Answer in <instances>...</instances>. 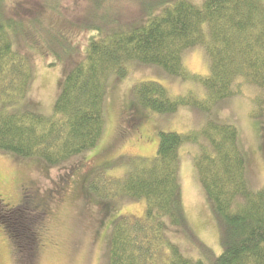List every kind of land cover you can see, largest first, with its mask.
Segmentation results:
<instances>
[{
	"label": "trees",
	"instance_id": "16d2710c",
	"mask_svg": "<svg viewBox=\"0 0 264 264\" xmlns=\"http://www.w3.org/2000/svg\"><path fill=\"white\" fill-rule=\"evenodd\" d=\"M6 1L0 0V151L55 166L93 148L105 126L107 79L127 75L130 61L157 65L205 90L203 98L192 92L173 96L158 82L135 83L134 102L153 113L170 114L186 106L209 113L239 94L243 83L264 89V0H203L200 5L157 0L148 2L158 8H150L141 23L98 29L87 38L82 58L62 77L51 114L21 108L16 103L26 96L31 71L28 58L13 48L10 32L28 33L8 15ZM195 46L204 49L209 61L205 76L183 65L184 50ZM185 144L197 147L193 167L219 224L222 251L208 260L183 255L167 232L187 226L179 177ZM246 169L239 133L231 123L208 118L199 129L160 131L154 156L137 157L122 178L102 172L89 183L98 197L145 202L143 216L121 215L112 223L109 264H264V185L250 188Z\"/></svg>",
	"mask_w": 264,
	"mask_h": 264
},
{
	"label": "rangeland",
	"instance_id": "374dc122",
	"mask_svg": "<svg viewBox=\"0 0 264 264\" xmlns=\"http://www.w3.org/2000/svg\"><path fill=\"white\" fill-rule=\"evenodd\" d=\"M155 1L7 0L8 15L19 19L28 33L9 31L13 48L28 58L31 71L26 96L16 106L51 114L62 77L82 58L87 38L98 29L106 31L141 23L154 6L148 2ZM190 1L197 5L203 2ZM55 37L63 50L57 47ZM46 44L48 48L44 47ZM182 62L192 73L203 76L209 73V61L201 46L184 50ZM125 67L127 75L120 78L110 75L107 79L105 126L93 148L55 166L39 158L0 151V204L6 206H0V220L4 219L0 221V264H21L18 256L22 255V247L25 243L32 244L33 232L38 227L45 245L37 253L34 264H109L112 223L121 215L143 216L145 202L126 196L98 197L89 183L102 172L104 177L122 178L135 165L137 157L154 156L160 131L199 129L208 118L233 124L246 156L249 187L258 189L264 185V89L243 83L239 94L220 101L209 113L186 106L170 114H158L134 102L135 83L155 81L173 96L192 92L198 98L204 97V88L168 75L157 65L130 61ZM196 149L192 144L180 148V195L187 226L167 232L183 255L208 260L220 254L222 246L217 218L193 167ZM108 165L111 168L103 170ZM31 194L48 210L42 220L31 217L27 227L18 222L19 215L6 210L8 204L27 202ZM6 225L15 231L10 232ZM20 235L27 238L24 240Z\"/></svg>",
	"mask_w": 264,
	"mask_h": 264
},
{
	"label": "flooded vegetation",
	"instance_id": "af4514ba",
	"mask_svg": "<svg viewBox=\"0 0 264 264\" xmlns=\"http://www.w3.org/2000/svg\"><path fill=\"white\" fill-rule=\"evenodd\" d=\"M23 190L25 188H22ZM32 191V190H30ZM23 199H26L24 196H22ZM34 194L30 195L27 202L23 201V203H19V204H8L7 210L9 214H13V215H19L22 217L23 219V223L26 224L27 227H29L32 219H30L31 217L37 220H42V216L44 214H47V210L48 207H44L41 203L37 202L36 200H34ZM0 206L6 207L5 204H0ZM26 209L28 210V212L26 211ZM31 211V213H30ZM38 222V221H37ZM34 228V226H33ZM26 231V229H24ZM29 230V229H27ZM35 230L33 232V238L34 240H32V238H30V240H32V244H24V246L22 247V255H19V261L21 264H34L35 262V257L37 255V253L39 252V250L42 248V246L45 245V243L42 245V236H40V227H38L37 229L35 228ZM21 238H23L24 240L27 238V236H21Z\"/></svg>",
	"mask_w": 264,
	"mask_h": 264
}]
</instances>
